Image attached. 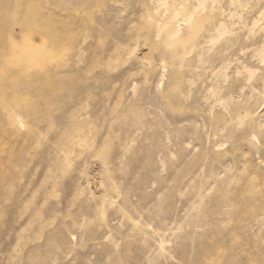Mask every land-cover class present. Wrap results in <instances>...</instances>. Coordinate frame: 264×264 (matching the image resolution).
<instances>
[{"label": "rangeland", "instance_id": "374dc122", "mask_svg": "<svg viewBox=\"0 0 264 264\" xmlns=\"http://www.w3.org/2000/svg\"><path fill=\"white\" fill-rule=\"evenodd\" d=\"M0 264H264V0H0Z\"/></svg>", "mask_w": 264, "mask_h": 264}]
</instances>
